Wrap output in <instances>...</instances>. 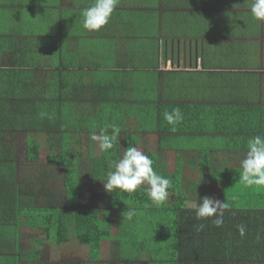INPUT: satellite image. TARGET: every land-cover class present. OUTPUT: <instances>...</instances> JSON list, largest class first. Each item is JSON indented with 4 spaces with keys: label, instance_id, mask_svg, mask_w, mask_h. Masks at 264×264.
I'll use <instances>...</instances> for the list:
<instances>
[{
    "label": "crops",
    "instance_id": "1",
    "mask_svg": "<svg viewBox=\"0 0 264 264\" xmlns=\"http://www.w3.org/2000/svg\"><path fill=\"white\" fill-rule=\"evenodd\" d=\"M93 3L0 0V264L91 261L73 231L57 243L44 218L68 199L64 168L49 161L65 131L74 155L90 160L101 153L92 134L102 129L64 122L75 102L71 119L105 108L109 122L118 120L124 147L131 136L146 155L159 154L162 168L180 172L188 209L196 211L204 196L229 204L222 226L210 217L199 232L189 227L190 234L220 238L201 250L204 263L264 264V188L239 179L248 139L264 135V21L252 16L253 0H119L109 23L89 31L82 11ZM168 104L194 105L186 113L194 130L161 133L157 119ZM166 202L181 198L169 191ZM110 219L117 236L119 222L128 221ZM174 258L167 248L118 249L105 241L91 262Z\"/></svg>",
    "mask_w": 264,
    "mask_h": 264
},
{
    "label": "trees",
    "instance_id": "2",
    "mask_svg": "<svg viewBox=\"0 0 264 264\" xmlns=\"http://www.w3.org/2000/svg\"><path fill=\"white\" fill-rule=\"evenodd\" d=\"M72 104V109L69 108L66 113L64 112L62 118L65 119V123L68 122V124L74 125L76 129L80 128L81 124H87L91 129H106L108 131L111 125L117 124V118H114L111 123L108 117L104 116L107 114L105 108L93 112L90 111L87 114L84 112V114L77 113L76 118L74 116V119H71V112L74 111V106L80 105L77 102ZM193 106L190 104H168L164 106L157 119L161 133L170 134L194 130L189 124V118L186 117L188 115L186 114L187 108L190 110L194 108ZM198 106L196 105V107ZM175 108L181 109L184 119L175 126V131H173L172 125H169L164 119L163 113H170ZM245 125V122L240 125L241 131L247 129ZM52 130H55V127ZM109 131H112L111 127ZM108 134L110 135L111 133L108 132ZM67 136L68 133L65 131V141L62 143L61 149L55 150V153L53 151L49 156L50 163L61 165L64 168L63 178L68 196L65 207L51 208L48 213L44 211V218H48L46 230L47 232L54 231L57 243L68 241L69 232L73 231L81 243L89 246L91 261L99 258L102 244L105 241H111L112 247L118 249L146 247L148 250H153L155 248H167L174 253L175 260L173 263L175 264H206L204 263L206 255L202 254L201 250L207 252L211 246H218L220 238H211L208 234H201L200 236L193 232L190 234L191 230H189V227H193L197 232L200 231L201 219H197L196 211L183 205L185 195H183L181 189L182 175L180 172H170L162 168L159 154L154 151L149 152L148 156L153 160L154 169L157 173L171 180L172 186L168 192L172 191L177 194V197L180 196V203L176 202L173 205H169L165 202L157 206L150 200L146 185L134 193L123 192L119 189L108 193L104 188L103 181L106 182L108 172L114 170V163L123 157L128 147L135 146L136 141L133 140V137L127 135L124 147L120 139L116 140L113 149L107 152L101 150L99 156H93L88 161L87 167L82 162L78 163L82 159L74 155ZM159 146H163L162 140H160ZM204 155L209 156L208 153ZM31 158L35 159L32 153ZM77 158L80 160L77 161ZM202 165L207 167L209 159L203 160ZM82 169H85L89 176L83 177ZM86 178L96 182L99 187L96 189L95 195L85 205L80 206L78 205V200L83 180ZM103 189L106 193L103 192ZM128 208L135 209L136 214L132 220L125 219L128 222H119V234L116 236L113 234L110 218L114 214L123 216L124 213L126 215ZM70 218L75 220L74 227L69 224ZM124 232H128V234L124 235ZM142 232H146V235L139 236L138 234ZM91 261L84 264H92ZM149 262L151 264L152 259ZM159 264L166 263L162 261Z\"/></svg>",
    "mask_w": 264,
    "mask_h": 264
},
{
    "label": "clouds",
    "instance_id": "3",
    "mask_svg": "<svg viewBox=\"0 0 264 264\" xmlns=\"http://www.w3.org/2000/svg\"><path fill=\"white\" fill-rule=\"evenodd\" d=\"M119 0H94V3L82 11L83 27L89 31H99L105 27L117 7ZM252 16L257 21H264V0H253L251 4ZM164 119L172 130L184 119L181 109L175 108L172 112L163 113ZM111 134L106 129L101 130V135L92 134V139L100 141L102 151H109L114 148L115 141L120 134L118 125H111ZM247 152L241 161L242 171L239 179L248 187L264 188V135H255L247 141ZM104 188L108 193L119 189L123 192L134 193L142 186H147V194L150 200L157 206L168 199L171 188V180L157 173L153 167V160L135 146H130L123 154V157L114 163V170L107 174ZM226 201L204 196L202 203L196 207L197 219L214 217L212 223L220 227L224 223V212L229 209ZM135 209L128 208L124 219L132 220L135 216ZM203 228V225L200 226ZM243 234L244 228L240 227Z\"/></svg>",
    "mask_w": 264,
    "mask_h": 264
},
{
    "label": "rangeland",
    "instance_id": "4",
    "mask_svg": "<svg viewBox=\"0 0 264 264\" xmlns=\"http://www.w3.org/2000/svg\"><path fill=\"white\" fill-rule=\"evenodd\" d=\"M145 128H146V123H145ZM147 128H148V125H147ZM94 145L96 144L95 146V153H100V144H98V142L96 143H93ZM147 145V143H145ZM143 145L144 143L141 142V145L139 144L138 147H136L138 150H140L141 152H143ZM141 146V147H140ZM154 147V146H153ZM144 154H146V152L144 151ZM88 155V154H87ZM81 159V158H80ZM77 158V161L80 160ZM91 160V158H89ZM173 160V159H172ZM88 158L86 159L85 157L82 158L81 161H79L78 163L82 162V164L84 166H87L88 167ZM87 167H85V169H87ZM85 169H82V176L83 177H86L88 175L87 171ZM85 170V171H84ZM89 176V175H88ZM99 187V185H97L96 182H93L91 181L90 179L86 178L83 180V183H82V188H81V191H80V198L78 200V205L82 206V205H85L89 200L90 198L95 195L96 193V189ZM61 190V188H60ZM103 192H105V190L103 189ZM106 193V192H105ZM122 215H118V214H114L112 218H124L123 216L121 217ZM117 224H114V229H115V232H118V229H117Z\"/></svg>",
    "mask_w": 264,
    "mask_h": 264
}]
</instances>
